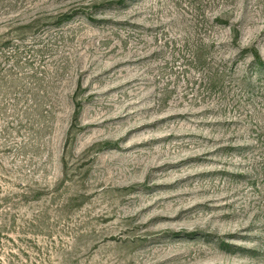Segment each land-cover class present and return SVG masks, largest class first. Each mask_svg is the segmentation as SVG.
Instances as JSON below:
<instances>
[{"label": "rangeland", "instance_id": "rangeland-1", "mask_svg": "<svg viewBox=\"0 0 264 264\" xmlns=\"http://www.w3.org/2000/svg\"><path fill=\"white\" fill-rule=\"evenodd\" d=\"M0 264H264V0H0Z\"/></svg>", "mask_w": 264, "mask_h": 264}]
</instances>
